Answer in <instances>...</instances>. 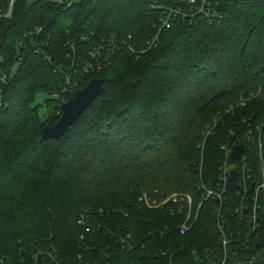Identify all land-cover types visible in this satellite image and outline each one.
I'll return each instance as SVG.
<instances>
[{
    "label": "trees",
    "instance_id": "1",
    "mask_svg": "<svg viewBox=\"0 0 264 264\" xmlns=\"http://www.w3.org/2000/svg\"><path fill=\"white\" fill-rule=\"evenodd\" d=\"M208 1L212 18L188 0L16 1L0 26V54L16 66L1 85L5 264H264V221L252 231L242 195L227 193L225 248L220 204L202 189L219 181L229 131L264 123V0ZM169 9L179 12L163 27ZM96 77L104 92L42 140ZM144 191L186 193L199 217L182 232L186 213L147 206Z\"/></svg>",
    "mask_w": 264,
    "mask_h": 264
},
{
    "label": "built area",
    "instance_id": "2",
    "mask_svg": "<svg viewBox=\"0 0 264 264\" xmlns=\"http://www.w3.org/2000/svg\"><path fill=\"white\" fill-rule=\"evenodd\" d=\"M17 0H0V25L1 23L9 19L12 16L13 9ZM62 2V0H56ZM192 5H199V13L205 14L206 17L212 18L216 16V12H211L206 9L209 6L208 0H188ZM210 9V8H209ZM179 11L176 9H169L167 11L166 19H162L163 27L170 26V20L173 15L178 14ZM44 26H37L35 29V34L42 36L44 33ZM157 37L153 39L150 44L152 47L155 44ZM129 50L136 53L133 45H129ZM16 66L8 65L5 58L0 54V99H1V85H5L10 82V80L15 75ZM70 82V80H68ZM77 85H74V91L77 89ZM0 105L2 101L0 100ZM212 128H209L205 132V136L212 134ZM205 142V141H204ZM244 144L245 148L241 155L235 159H232L230 154L232 148L236 144ZM204 146V143L202 147ZM223 150V158L221 163V174L219 176V181L214 188H206L205 185L202 186L204 191V196L207 199L213 198L219 202V207L216 209L217 212V226L220 233V238L223 242L224 247L231 242V234L228 235L225 230V220L222 214V203L227 198V193L231 191H236L238 194L242 195V204L238 207L237 212L241 213L246 219L251 223L252 231H255L261 222L264 221V123L256 125L255 127H249L246 132L239 135L236 129H231L228 133V139L224 144L221 145ZM246 151L250 152L249 154ZM258 160L261 163V177L257 179L255 177L254 171V160ZM232 170L236 172V180L239 185L244 188V191L240 190H230L228 187V179L231 175ZM253 186V191L251 193H246V191ZM147 206L152 208H158L166 203L172 202L177 205V208L184 213H186V223L182 226V232H186L191 229L196 220L199 217V213L202 207L201 203L198 206L196 213L194 214L193 199L190 195L186 193H172L165 197L162 201L157 199H152L148 192L144 191L140 197ZM246 202H249L247 204ZM249 211V212H247ZM224 220V221H223ZM226 256V255H225ZM226 258V257H225ZM0 264H5L3 259L0 258ZM224 264V263H223Z\"/></svg>",
    "mask_w": 264,
    "mask_h": 264
},
{
    "label": "water",
    "instance_id": "3",
    "mask_svg": "<svg viewBox=\"0 0 264 264\" xmlns=\"http://www.w3.org/2000/svg\"><path fill=\"white\" fill-rule=\"evenodd\" d=\"M104 90V80L97 77L90 79L84 87L76 90L69 100L62 103V113L58 121L54 125L44 128L42 132V140H46L48 138H59L62 136L72 123L90 105V103L103 93ZM244 148V144H236L232 148V152L230 154L231 158L235 159L239 157L244 151ZM228 187L230 190L244 191V188L237 183L235 170H232L228 179ZM252 191L253 186H251L246 193H251Z\"/></svg>",
    "mask_w": 264,
    "mask_h": 264
},
{
    "label": "rangeland",
    "instance_id": "4",
    "mask_svg": "<svg viewBox=\"0 0 264 264\" xmlns=\"http://www.w3.org/2000/svg\"><path fill=\"white\" fill-rule=\"evenodd\" d=\"M44 98H45V94H43V93L38 94L35 103H37V102H39V103L42 102V101L44 100ZM40 111H41V114H45V113H46V112H45V108H44V106H43V108H41Z\"/></svg>",
    "mask_w": 264,
    "mask_h": 264
},
{
    "label": "bare ground",
    "instance_id": "5",
    "mask_svg": "<svg viewBox=\"0 0 264 264\" xmlns=\"http://www.w3.org/2000/svg\"><path fill=\"white\" fill-rule=\"evenodd\" d=\"M1 26V25H0ZM89 58V57H88ZM86 66V65H85ZM96 68V67H95ZM75 77V76H74ZM79 77V76H78ZM77 78V77H76ZM11 81V80H10ZM73 82V81H72ZM10 83V82H9ZM9 83H7V84H9ZM7 84H5V85H7ZM83 86V85H82ZM71 93V92H70ZM1 96H2V93H1ZM1 101H2V104H3V100H2V97H1V99H0ZM1 106V105H0ZM260 175L259 176H261V163H260Z\"/></svg>",
    "mask_w": 264,
    "mask_h": 264
}]
</instances>
